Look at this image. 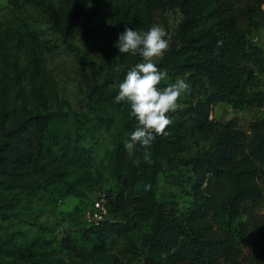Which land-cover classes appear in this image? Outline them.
<instances>
[{"label": "rangeland", "instance_id": "1", "mask_svg": "<svg viewBox=\"0 0 264 264\" xmlns=\"http://www.w3.org/2000/svg\"><path fill=\"white\" fill-rule=\"evenodd\" d=\"M203 9L207 18L212 0H207ZM72 16L74 24L68 27ZM181 20L177 8L161 7L157 0H41L38 5L0 0V136L25 116L59 114L63 119L44 126L40 148L27 146L23 184L0 186V202L9 216L0 222V249L32 251L15 258L0 252V264L143 263L141 250L149 222L145 220L146 209L141 210L138 201L146 208L152 155L139 145L131 154L125 149L124 141L131 132L130 109L114 102L117 89L113 87L141 58L120 54L114 45L125 27L147 31L159 25L168 33L167 52ZM240 26L248 44L257 48L248 65L258 73L264 90V2L253 18L240 22ZM196 27L201 26L197 23ZM161 58H155L157 64ZM161 70L168 73L161 87L188 76V72ZM188 81L191 90L180 98L179 109L204 99L200 88ZM263 114L264 108L235 109L220 102L211 106L206 122L212 123V128L245 129ZM168 115L172 123L165 129L167 135L158 139L173 142L180 155L211 149L215 140L211 131L191 122L182 127L175 112ZM116 139L124 147L123 160L130 168L137 199L134 204L139 209L138 214L133 208L120 213L128 234L102 249L90 233L93 222L87 214L98 211L94 203L102 193L111 195L123 189L122 179L115 177L112 168ZM165 168V173L156 175L154 197L184 209L191 202L195 176L181 169L187 178L170 179L166 175H175L178 168L170 164ZM259 183L264 189V167ZM103 206L106 215L105 202ZM241 219L248 223V235L253 227L264 229V202L248 204ZM248 243L249 236L240 241L241 246ZM247 254L245 248L244 258Z\"/></svg>", "mask_w": 264, "mask_h": 264}, {"label": "trees", "instance_id": "2", "mask_svg": "<svg viewBox=\"0 0 264 264\" xmlns=\"http://www.w3.org/2000/svg\"><path fill=\"white\" fill-rule=\"evenodd\" d=\"M9 1L38 5L41 0ZM157 1L161 7L177 8L182 15L175 42L157 66L176 70L177 74L188 72L187 79L193 87L200 88L204 97L203 101L177 109V122L182 127L191 122L211 131L215 140L210 150L196 155H180L173 142L166 144L158 137L147 148L152 157L146 208L138 201L140 209H146L145 220L149 222L141 250L142 264H241L243 261L264 264V229L253 227L248 235V223L241 219L248 204L264 202V189L259 183L264 167V114L249 122L245 129L217 125L212 128V123L206 122L211 106L220 102L235 109L264 108V90L258 73L248 65L257 48L248 44L240 26V22L253 18L264 0H212L207 18L203 15L207 0ZM197 23L200 28L196 27ZM73 24L72 16L68 27ZM2 39L0 29V42ZM218 41H222L219 47ZM62 120L59 114L25 116L14 128L1 133L0 186L15 188L23 184L21 175L27 146L34 144L40 148L44 126ZM134 126L131 118L129 131ZM124 158V147L116 139L111 152L112 168L115 177L122 179L123 189L100 195L104 198L106 215L89 229L102 249L127 236L128 229L120 213L131 212L133 208L138 214L132 175ZM165 164L178 168L175 175L168 174L167 178H187L181 169L195 176L191 183V202L184 209L176 203L158 202L154 197L155 178L159 172H166ZM8 217L0 202V222ZM247 236L249 243L241 246L240 241ZM245 248L248 254L244 258ZM0 252L15 258L19 254L28 256L32 251L1 248Z\"/></svg>", "mask_w": 264, "mask_h": 264}, {"label": "clouds", "instance_id": "3", "mask_svg": "<svg viewBox=\"0 0 264 264\" xmlns=\"http://www.w3.org/2000/svg\"><path fill=\"white\" fill-rule=\"evenodd\" d=\"M221 44L218 41L217 47ZM114 46L120 54L141 58L123 80L113 85L117 89L114 102L127 105L129 116L135 121L134 129L124 141L131 154L137 145L147 149L158 136L167 135L165 129L172 123L168 113L182 107L179 100L190 92L191 84L186 77H178L167 86H160L168 78L167 71L159 69L155 61L163 57L169 46L168 33L162 26L153 25L147 31L125 27ZM115 68L118 70L119 65Z\"/></svg>", "mask_w": 264, "mask_h": 264}, {"label": "built area", "instance_id": "4", "mask_svg": "<svg viewBox=\"0 0 264 264\" xmlns=\"http://www.w3.org/2000/svg\"><path fill=\"white\" fill-rule=\"evenodd\" d=\"M103 203H104L103 196L101 197L99 196L97 201L94 203L98 211H94L92 213L87 214L88 218L93 222V224H97L99 221H101L104 218L105 210H104Z\"/></svg>", "mask_w": 264, "mask_h": 264}]
</instances>
